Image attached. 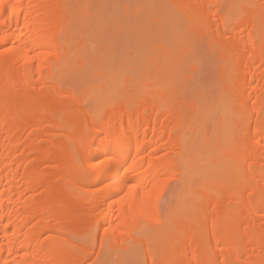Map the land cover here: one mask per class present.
<instances>
[{
    "label": "bare ground",
    "instance_id": "1",
    "mask_svg": "<svg viewBox=\"0 0 264 264\" xmlns=\"http://www.w3.org/2000/svg\"><path fill=\"white\" fill-rule=\"evenodd\" d=\"M3 4L0 264H264V0Z\"/></svg>",
    "mask_w": 264,
    "mask_h": 264
},
{
    "label": "snow or ice",
    "instance_id": "2",
    "mask_svg": "<svg viewBox=\"0 0 264 264\" xmlns=\"http://www.w3.org/2000/svg\"><path fill=\"white\" fill-rule=\"evenodd\" d=\"M14 7V6H13ZM5 8L4 4H3V0H0V9H3ZM183 158H182V155L180 153H177L176 154V158H175V162L172 166V171H171V174L169 175L168 179L169 180H172L174 178H177L179 179L181 177V174H182V169H183ZM128 169H125V172H127ZM162 184H167V181H162L161 182ZM157 203H158V208H159V211L161 213H163V208L161 207L162 205V201L160 200V197L158 195L157 197ZM155 223L159 224L161 221L160 219H158L157 217L155 216H152L150 217ZM210 264V262H209Z\"/></svg>",
    "mask_w": 264,
    "mask_h": 264
},
{
    "label": "rangeland",
    "instance_id": "3",
    "mask_svg": "<svg viewBox=\"0 0 264 264\" xmlns=\"http://www.w3.org/2000/svg\"><path fill=\"white\" fill-rule=\"evenodd\" d=\"M76 79H78V77L77 76H74ZM77 82V81H76ZM78 85H80L79 83H78Z\"/></svg>",
    "mask_w": 264,
    "mask_h": 264
}]
</instances>
